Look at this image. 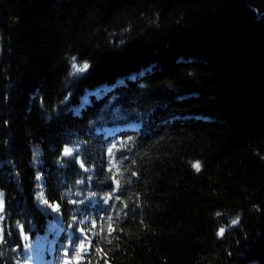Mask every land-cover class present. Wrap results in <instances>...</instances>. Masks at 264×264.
I'll return each instance as SVG.
<instances>
[{
  "label": "trees",
  "instance_id": "trees-1",
  "mask_svg": "<svg viewBox=\"0 0 264 264\" xmlns=\"http://www.w3.org/2000/svg\"><path fill=\"white\" fill-rule=\"evenodd\" d=\"M0 201V264H264V12L0 0Z\"/></svg>",
  "mask_w": 264,
  "mask_h": 264
},
{
  "label": "rangeland",
  "instance_id": "rangeland-1",
  "mask_svg": "<svg viewBox=\"0 0 264 264\" xmlns=\"http://www.w3.org/2000/svg\"><path fill=\"white\" fill-rule=\"evenodd\" d=\"M251 2H252L253 4L259 6L260 9H261V11H264V1H262V0H251ZM37 160H38V158H37ZM39 202L43 205L41 199H40ZM2 205H3V203H2V201H0V208L2 207Z\"/></svg>",
  "mask_w": 264,
  "mask_h": 264
},
{
  "label": "snow or ice",
  "instance_id": "snow-or-ice-1",
  "mask_svg": "<svg viewBox=\"0 0 264 264\" xmlns=\"http://www.w3.org/2000/svg\"><path fill=\"white\" fill-rule=\"evenodd\" d=\"M192 166H193L197 171L200 170V163H199V162H195ZM45 203H47V201H45ZM231 223H232L233 225L238 224V223H239L238 218L235 219V220H233ZM223 232H224V230L221 229L220 232L218 233V235H223Z\"/></svg>",
  "mask_w": 264,
  "mask_h": 264
},
{
  "label": "water",
  "instance_id": "water-1",
  "mask_svg": "<svg viewBox=\"0 0 264 264\" xmlns=\"http://www.w3.org/2000/svg\"><path fill=\"white\" fill-rule=\"evenodd\" d=\"M249 2H250V4L251 5H253L254 7H256L257 9H258V11L259 12H261V13H263L264 11H261V9H260V7L259 6H257V5H255V4H253L252 2H251V0H248ZM262 1H264V0H262Z\"/></svg>",
  "mask_w": 264,
  "mask_h": 264
}]
</instances>
